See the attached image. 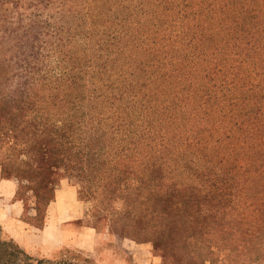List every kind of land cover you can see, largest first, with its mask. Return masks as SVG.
<instances>
[{
	"label": "trees",
	"instance_id": "1",
	"mask_svg": "<svg viewBox=\"0 0 264 264\" xmlns=\"http://www.w3.org/2000/svg\"><path fill=\"white\" fill-rule=\"evenodd\" d=\"M27 119L51 166L123 209L121 230L264 264V0H0V132ZM200 196L223 208L218 241L200 239ZM0 264L80 263L0 227Z\"/></svg>",
	"mask_w": 264,
	"mask_h": 264
},
{
	"label": "rangeland",
	"instance_id": "2",
	"mask_svg": "<svg viewBox=\"0 0 264 264\" xmlns=\"http://www.w3.org/2000/svg\"><path fill=\"white\" fill-rule=\"evenodd\" d=\"M32 124L33 121L27 119L16 123L13 128L0 132L1 173L4 177L16 179L18 183L17 197L24 203L25 211L23 217L30 226L40 228L43 225L46 205L53 198L54 185L64 179L77 188L78 199L84 208L83 215L76 222L77 224L91 225L100 233L108 232L114 240L111 244H115L116 241H123L131 247L143 248L146 252L145 256L150 257V264H180L177 257L183 259L185 264H187L186 258L189 257L197 260L196 264H245L232 260L237 257L236 251L221 252L213 244H209L206 241L200 244H191L186 243V240L185 243L180 242L177 248L173 244L172 236L155 231L157 229L146 227L138 232L131 228L121 230V224L126 222L123 209L118 207L117 204L112 207L105 203L99 205L96 201H99L101 196L91 197L85 195L86 180L82 171L73 169L75 173L66 171L58 175L54 167L66 163H55L51 166L54 161L48 158L45 141L37 145L33 141ZM15 128L18 130L10 131V129ZM49 128L42 124L36 129L38 132H45ZM262 156L264 158V151ZM68 164L73 167L71 161ZM132 164L136 177L131 181V185L136 186L138 179H143L148 174L146 159H138ZM92 182L96 186L98 176L93 178ZM198 200H200V203L197 207H194L196 210L194 216L196 217V222L199 223L196 228L202 232H207L205 235L200 234V239L214 238L213 240L218 241L220 234H223L222 222H225V219L222 220L220 215L223 208L220 204L217 205V201L215 206L208 205L205 201L202 202V196ZM166 209V212H168L175 208ZM181 210L183 209L177 212V216L180 215ZM33 255L45 257L44 254L41 255L40 253ZM53 257H64L82 264L91 263L90 258H87L83 252L77 249L62 248L49 256V258Z\"/></svg>",
	"mask_w": 264,
	"mask_h": 264
},
{
	"label": "crops",
	"instance_id": "3",
	"mask_svg": "<svg viewBox=\"0 0 264 264\" xmlns=\"http://www.w3.org/2000/svg\"><path fill=\"white\" fill-rule=\"evenodd\" d=\"M54 169L58 175L66 171L75 173L68 163L56 165ZM17 189L16 179L4 177L0 169V227L25 251L49 257L59 249L69 248L83 252L90 258V264H150L143 248L131 247L123 241L111 244L114 240L108 232L100 233L91 225L76 223L84 208L77 188L69 181L61 179L55 183L53 198L46 205L40 228L24 220V203L18 199Z\"/></svg>",
	"mask_w": 264,
	"mask_h": 264
}]
</instances>
